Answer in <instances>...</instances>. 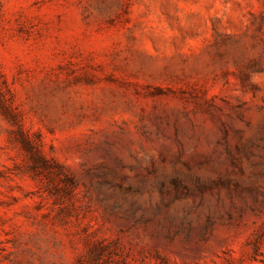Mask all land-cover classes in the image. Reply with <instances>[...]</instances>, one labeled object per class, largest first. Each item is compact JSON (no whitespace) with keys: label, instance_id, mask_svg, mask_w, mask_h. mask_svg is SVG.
<instances>
[{"label":"rangeland","instance_id":"374dc122","mask_svg":"<svg viewBox=\"0 0 264 264\" xmlns=\"http://www.w3.org/2000/svg\"><path fill=\"white\" fill-rule=\"evenodd\" d=\"M0 264H264V0H0Z\"/></svg>","mask_w":264,"mask_h":264}]
</instances>
